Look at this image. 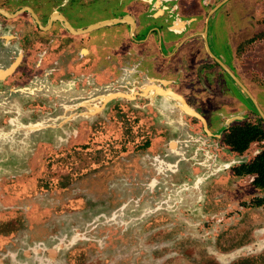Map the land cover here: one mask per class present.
Instances as JSON below:
<instances>
[{"label": "rangeland", "instance_id": "374dc122", "mask_svg": "<svg viewBox=\"0 0 264 264\" xmlns=\"http://www.w3.org/2000/svg\"><path fill=\"white\" fill-rule=\"evenodd\" d=\"M211 1L210 8L224 1L218 21H211L213 54L229 64L233 53L237 64L247 62L242 70L257 65L264 70V0ZM88 8L92 17L104 12L101 5ZM58 45L36 47L29 65L40 51L45 52L42 67L50 69L33 75L21 97L0 99V264H24L25 254L32 256L30 264H250L261 259L264 242L254 235L264 209L245 201L263 193L252 178L233 176L229 165L236 154L209 137L175 99L136 97L147 80H128L127 88L109 92L91 90L83 73L89 64L81 53L89 44L68 48L63 57ZM192 73L165 89L185 95L194 111L219 115V105L227 103L218 97L221 89L194 86ZM254 76L253 86L262 89L263 78ZM120 92L136 99L115 100L104 110L107 94ZM20 99L29 102L24 107ZM224 110L223 121L232 116L231 109ZM255 148L261 151L264 144L251 151ZM208 156H218V165L210 167ZM217 213L224 216L218 229ZM253 241L260 250L239 249ZM40 243L48 253L38 256L30 247Z\"/></svg>", "mask_w": 264, "mask_h": 264}, {"label": "flooded vegetation", "instance_id": "af4514ba", "mask_svg": "<svg viewBox=\"0 0 264 264\" xmlns=\"http://www.w3.org/2000/svg\"><path fill=\"white\" fill-rule=\"evenodd\" d=\"M211 2V0H0V99L8 95L21 97L20 93L33 81L31 79L33 75V78H38V75L50 69L42 67L45 52L42 54L40 51L35 52L36 62L29 65L28 60L33 58L36 47L40 50V47L59 42L58 50L61 49L59 56L63 57L67 54L68 48L73 51L79 44H89L86 50L81 49L84 50L81 53L87 57L86 64H89L83 72L88 75L86 86L91 87V90L109 92L116 87L127 88L131 85L128 80L144 79L149 85H145L142 88L143 94L138 92L136 97L147 95L150 98L151 94H155L158 98L171 97L181 103L184 113L198 119L209 137L220 139L236 154V158L229 165L233 168V176L252 178L253 187L263 193L245 202L251 207L263 210L264 184L257 182L260 174L255 167L264 155V149L261 151L258 148L252 151L251 149L253 146L264 144V84L262 89L253 86L254 75L258 73L264 81V70L258 68V65L242 70L248 65L247 62L237 64L233 61L235 60L233 53L229 64L225 58L213 54L209 45L211 21L213 19L218 21V13L224 1L210 8ZM93 4L95 7L103 6L104 12L101 16H91L93 12L88 7ZM103 29H107V32L96 33ZM237 53L238 50L236 55ZM33 68H36L35 72ZM191 68L195 70L193 73L188 71ZM191 73L197 80V83L193 81L194 86L199 82L204 91L221 89L222 95L218 97L227 100V103L219 105L222 109L219 115L208 116L194 111L189 107L185 95L178 94L173 88L165 89L167 83L174 86L173 84L182 80L184 75ZM242 73H245L246 78ZM111 78H114V81ZM107 95L104 110L115 100L136 99L126 92ZM173 95L181 97L184 103ZM28 102L26 99L18 100L19 105L24 107ZM185 106L194 115L187 112ZM224 109H231L233 117L223 121V117L228 115L223 112ZM241 110L245 111L244 116L239 115ZM245 139L248 143L240 148V143L245 144L240 141ZM249 151L253 156L247 154ZM208 157V160H211L210 167L218 165V156ZM250 169L253 172H250ZM198 183L202 184L200 181ZM176 184L173 183V186ZM195 185L196 183H192L191 186ZM203 199L204 197L203 204L207 203V200ZM209 202L211 208V201ZM242 202L244 200L240 201L241 204ZM241 209H244V206L239 205V210ZM213 216L218 220L215 221L218 229L224 216L222 213ZM262 223V227L258 228L254 235L261 243L264 242V222ZM45 245L40 243L38 246L30 247V251L38 256L45 255L48 253ZM257 245L259 244L253 241L239 249L253 251L260 248ZM261 250H263L260 254L261 259H253L250 264H264V244ZM25 257L27 261L24 264H30L29 259L32 256L25 254Z\"/></svg>", "mask_w": 264, "mask_h": 264}, {"label": "trees", "instance_id": "16d2710c", "mask_svg": "<svg viewBox=\"0 0 264 264\" xmlns=\"http://www.w3.org/2000/svg\"><path fill=\"white\" fill-rule=\"evenodd\" d=\"M246 138H248V137H246ZM240 142L245 143L244 145H242V143H240V145H239L240 148H243L248 143V142H246V139L242 140ZM256 165L257 166L255 167V170H257L260 174V178L258 179L257 182H259L261 185H263L264 184V155L260 158L259 164H256ZM249 171L253 172L252 169H250Z\"/></svg>", "mask_w": 264, "mask_h": 264}, {"label": "water", "instance_id": "95a60500", "mask_svg": "<svg viewBox=\"0 0 264 264\" xmlns=\"http://www.w3.org/2000/svg\"><path fill=\"white\" fill-rule=\"evenodd\" d=\"M112 23H115V22H112ZM112 23H110V24H112ZM107 24H109V23H107ZM176 99H178L179 101H181V102H183L184 103V101H183V99L181 98V97H179V96H176V95H173ZM185 110L187 111V112H189V110H188V108H186V106H185ZM190 114H193L192 112H189ZM194 115V114H193Z\"/></svg>", "mask_w": 264, "mask_h": 264}, {"label": "crops", "instance_id": "0c3cea01", "mask_svg": "<svg viewBox=\"0 0 264 264\" xmlns=\"http://www.w3.org/2000/svg\"><path fill=\"white\" fill-rule=\"evenodd\" d=\"M183 26L185 25V24H182Z\"/></svg>", "mask_w": 264, "mask_h": 264}]
</instances>
